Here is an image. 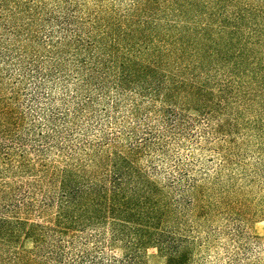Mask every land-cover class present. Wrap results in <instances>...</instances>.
Returning <instances> with one entry per match:
<instances>
[{
	"label": "trees",
	"instance_id": "trees-1",
	"mask_svg": "<svg viewBox=\"0 0 264 264\" xmlns=\"http://www.w3.org/2000/svg\"><path fill=\"white\" fill-rule=\"evenodd\" d=\"M252 216L264 0H0V264H257Z\"/></svg>",
	"mask_w": 264,
	"mask_h": 264
},
{
	"label": "rangeland",
	"instance_id": "rangeland-1",
	"mask_svg": "<svg viewBox=\"0 0 264 264\" xmlns=\"http://www.w3.org/2000/svg\"><path fill=\"white\" fill-rule=\"evenodd\" d=\"M245 226L249 234L254 236L253 241H251L253 260L257 264H264V219L259 216H252L246 221ZM25 245L31 247V240H26ZM150 264H166V261L157 254L155 249H151Z\"/></svg>",
	"mask_w": 264,
	"mask_h": 264
}]
</instances>
